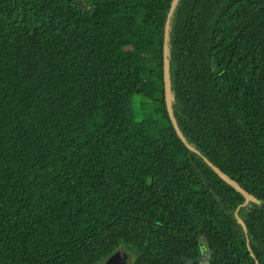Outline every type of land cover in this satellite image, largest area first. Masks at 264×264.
<instances>
[{
	"label": "trees",
	"instance_id": "16d2710c",
	"mask_svg": "<svg viewBox=\"0 0 264 264\" xmlns=\"http://www.w3.org/2000/svg\"><path fill=\"white\" fill-rule=\"evenodd\" d=\"M171 1L0 0V264H264V0Z\"/></svg>",
	"mask_w": 264,
	"mask_h": 264
},
{
	"label": "water",
	"instance_id": "95a60500",
	"mask_svg": "<svg viewBox=\"0 0 264 264\" xmlns=\"http://www.w3.org/2000/svg\"><path fill=\"white\" fill-rule=\"evenodd\" d=\"M176 0H172L171 4H170V10L168 12L167 15V20H166V25L168 23L169 20V16H170V12L174 6ZM165 33H164V52H163V81H164V92H165V102H166V106L169 112V115L172 118V113H171V107H170V78H169V69H168V61H167V54H166V46H165ZM174 123V121H173ZM175 125V123H174ZM176 127V125H175ZM217 173L227 182L232 183L233 180L228 177L224 172L220 171L218 168H215ZM235 186L240 189L246 199H250L251 196L244 190H242L240 188V186L238 184L235 183ZM127 259H128V255L125 252H112L109 256H107V258L103 261L102 264H127Z\"/></svg>",
	"mask_w": 264,
	"mask_h": 264
},
{
	"label": "rangeland",
	"instance_id": "374dc122",
	"mask_svg": "<svg viewBox=\"0 0 264 264\" xmlns=\"http://www.w3.org/2000/svg\"><path fill=\"white\" fill-rule=\"evenodd\" d=\"M152 102L150 96H139L135 95L132 98V109L133 112L135 113L137 118H142L146 116H150L152 114V108L151 104ZM123 243L119 244V246L115 247L113 250L114 252H127L126 250H123L124 246L122 245ZM125 245V244H124ZM205 250L201 251L202 259L200 261V264H206V261L204 259L205 257ZM103 261L98 262V264H102Z\"/></svg>",
	"mask_w": 264,
	"mask_h": 264
}]
</instances>
